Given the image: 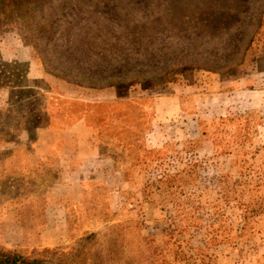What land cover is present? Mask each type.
<instances>
[{
    "label": "rangeland",
    "instance_id": "1",
    "mask_svg": "<svg viewBox=\"0 0 264 264\" xmlns=\"http://www.w3.org/2000/svg\"><path fill=\"white\" fill-rule=\"evenodd\" d=\"M0 249L264 264V0H0Z\"/></svg>",
    "mask_w": 264,
    "mask_h": 264
},
{
    "label": "trees",
    "instance_id": "2",
    "mask_svg": "<svg viewBox=\"0 0 264 264\" xmlns=\"http://www.w3.org/2000/svg\"><path fill=\"white\" fill-rule=\"evenodd\" d=\"M0 264H53L46 257L25 256L16 250L0 249Z\"/></svg>",
    "mask_w": 264,
    "mask_h": 264
},
{
    "label": "crops",
    "instance_id": "3",
    "mask_svg": "<svg viewBox=\"0 0 264 264\" xmlns=\"http://www.w3.org/2000/svg\"><path fill=\"white\" fill-rule=\"evenodd\" d=\"M85 131H87V130H85ZM84 134H85V136H78V135L74 136V139H76L74 144H75V149H77V155H78V153H81V154L85 153L87 155V157L91 161L94 162L98 158L94 152L95 145L93 144V140L91 141L87 138L88 134H86V133H84ZM63 147H65V145ZM46 153H47V151H45L43 154H46ZM77 166H79V165L77 164ZM75 171H76V173L80 172V170H75ZM79 181H81V180L77 179V182H79Z\"/></svg>",
    "mask_w": 264,
    "mask_h": 264
}]
</instances>
